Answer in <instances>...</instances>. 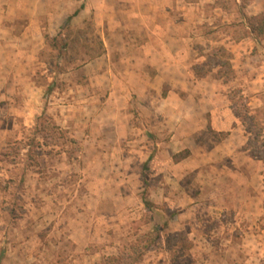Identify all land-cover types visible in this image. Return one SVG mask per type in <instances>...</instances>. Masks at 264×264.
Masks as SVG:
<instances>
[{
    "label": "rangeland",
    "instance_id": "obj_1",
    "mask_svg": "<svg viewBox=\"0 0 264 264\" xmlns=\"http://www.w3.org/2000/svg\"><path fill=\"white\" fill-rule=\"evenodd\" d=\"M70 1L0 0V264H264V11L218 0L171 53L90 5L54 46Z\"/></svg>",
    "mask_w": 264,
    "mask_h": 264
},
{
    "label": "crops",
    "instance_id": "obj_2",
    "mask_svg": "<svg viewBox=\"0 0 264 264\" xmlns=\"http://www.w3.org/2000/svg\"><path fill=\"white\" fill-rule=\"evenodd\" d=\"M94 1L97 0H87L86 4L80 0H71L70 2L74 5H79L75 8L76 10L84 4V7L80 9L77 15L88 12L91 5L90 9L94 7L96 15L99 16L100 12H103L109 15L110 19H112L113 14L116 16L118 11L122 14L130 6L129 15L131 17L134 16L136 20L146 21L148 25L150 22L153 25V33L161 37L165 43L167 42L168 51L171 53L190 51L187 46L189 48L192 22L199 19L209 22L215 20H211V16L213 17L214 15L212 11L207 13V10H205L206 6L215 10H222L218 5V0H98L93 6ZM247 1L236 0V4L248 6L249 15H258L264 11V0ZM8 2L11 10L22 14L20 17L30 18L37 15L35 22L44 20V15L48 16L50 14L49 5H52L53 8L61 7L60 17L61 15L66 16L71 12V10H65L64 8L66 0H8ZM13 19L17 18L14 16ZM96 20H98L97 16ZM250 31L254 33L251 28ZM183 45L184 47H181ZM211 111H214L212 115L213 113L215 115L218 110L213 106Z\"/></svg>",
    "mask_w": 264,
    "mask_h": 264
},
{
    "label": "trees",
    "instance_id": "obj_3",
    "mask_svg": "<svg viewBox=\"0 0 264 264\" xmlns=\"http://www.w3.org/2000/svg\"><path fill=\"white\" fill-rule=\"evenodd\" d=\"M83 7H84V4H82L80 6V8L75 10L71 15H69L67 17V19H66V21H65V23H64V25H63L60 33H59V35L56 36V37L51 38V44L52 45L56 46L57 42H59V40H60V41H62V44L64 45V47L67 48L69 45L74 43L75 40L79 39L78 36H75V37L72 36V32L70 30V26H71L73 17H75L79 13L80 9L83 8ZM93 25L94 24L91 23V25H89V26L90 27L91 26L94 27ZM65 30L70 31V33H66ZM81 30L82 29L78 30L76 34L79 35L81 33ZM253 31H255V30L253 29ZM63 45L61 47H63ZM249 131L251 132V130H249Z\"/></svg>",
    "mask_w": 264,
    "mask_h": 264
}]
</instances>
